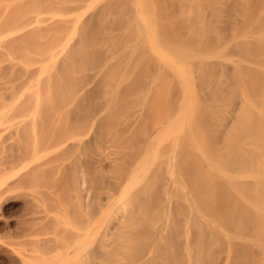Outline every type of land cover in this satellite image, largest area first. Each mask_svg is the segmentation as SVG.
Returning a JSON list of instances; mask_svg holds the SVG:
<instances>
[{
    "label": "bare ground",
    "instance_id": "6f19581e",
    "mask_svg": "<svg viewBox=\"0 0 264 264\" xmlns=\"http://www.w3.org/2000/svg\"><path fill=\"white\" fill-rule=\"evenodd\" d=\"M161 1L126 0L131 17L119 28L132 29L131 44L124 40L117 53L104 47L112 54L101 59L100 5L115 8L117 0H85L72 11L65 9L74 1L0 0V183L46 168L70 183L63 197L53 194L58 208L51 210L30 185L32 198L45 203L32 213L34 224L51 222L53 229L30 234V255H16L20 264H166L177 252L182 264H212L216 250L220 264H264V0H177L183 6L174 19L187 23L192 45L162 33ZM113 14V21L122 15ZM138 51L157 70L144 80L139 101L128 100L139 108L122 120L114 109ZM108 66L104 81L114 84L96 101L94 87ZM81 74L87 81L79 87L64 83ZM173 89L175 99L165 100ZM146 97L168 104L156 100L167 107L153 122L151 116L152 133L141 134L134 149L126 136L152 107ZM108 114L126 124L120 128L127 135L112 119L103 143ZM44 125L51 135L69 130L52 141L43 138ZM5 145L19 147L9 155ZM44 241L53 245L48 254L38 246ZM243 247L249 262H241Z\"/></svg>",
    "mask_w": 264,
    "mask_h": 264
},
{
    "label": "rangeland",
    "instance_id": "374dc122",
    "mask_svg": "<svg viewBox=\"0 0 264 264\" xmlns=\"http://www.w3.org/2000/svg\"><path fill=\"white\" fill-rule=\"evenodd\" d=\"M71 1H74L73 3L71 2ZM85 0H66V2L67 3H69L70 4V2L72 3V7H66V9H65V11H72V10H74V9H76L77 7L76 6H79L81 3H83ZM180 1H182V0H180ZM177 2V3H176ZM42 3V2H41ZM161 4H160V7H161V10H160V12H158L159 13V16H160V18H162V16H163V19H165L164 21L162 20V27H161V25H160V28L163 30L162 31V33L163 34H165L166 35V37H173L174 35L175 36H177V37H180L183 41H184V39H185V41H186V45H192V42H194V40L192 39L193 37H192V35H191V37H190V39L188 38L189 36L186 34L187 33V28H189V26H187V23H184V22H181V20L180 19H177L178 17H177V13H178V11H179V9H180V7L182 8V4L180 5V3L176 0H162L161 2H160ZM179 3V4H178ZM43 4V3H42ZM73 4H75L74 5V9H72L73 8ZM107 3L105 2L104 4L102 3V5H100L101 6V11H102V14H103V16L101 15V17H99V19H97V20H100V21H103V22H97L98 24H99V27H100V29L99 28H96L95 30L97 31V29L99 30V32L98 33H96L97 34V36H98V34H99V36L97 37L96 36V39H98L97 41H98V43H99V41L101 42L100 43V45H102V50H105V51H103L101 54H100V57L102 56L103 58L105 57V59H107V57L110 55V54H112V52L111 51H113V53H114V51H115V53H117V51L119 52V51H121V49L124 47V45H130L131 44V39H128V38H132V36H130L131 34H130V32L132 33V29H129L130 30V32L129 33H124L125 35H127L128 34V36L129 37H125V36H123L122 37V35H124V34H122V30H121V28L122 29H124L123 28V26L124 27H126L127 25H128V23H126L127 22V20H125V18L126 19H129L127 16H129L130 14H131V12H130V9H129V11H128V3H126V0H117V2H115V5H119V6H115V8H112V6H114V4H112V5H110V6H107L106 5ZM47 6V5H46ZM123 6V7H122ZM191 6H193V5H191L190 4V7ZM57 7V5H53L52 6V8H56ZM105 7V8H104ZM117 7H119V8H117ZM184 8H185V5H184ZM189 8V7H188ZM195 7L193 6V8L192 9H194ZM122 9V10H121ZM124 9V10H123ZM104 10V11H103ZM112 10H113V12H112ZM190 10V9H189ZM100 11V12H101ZM112 12V13H111ZM114 12H119V14H122V15H120V18L118 19V16H116L117 18L113 21V18L112 19H110V17H114L115 15L113 14ZM127 12V13H126ZM175 13H176V17L177 18H175L174 19V16H175ZM113 14V16H111ZM126 14V15H125ZM174 14V15H173ZM106 15V16H105ZM169 15V16H168ZM98 16H100V15H98ZM109 16V17H108ZM122 16V17H121ZM108 17V18H107ZM125 17V18H124ZM129 17H131V16H129ZM165 17V18H164ZM104 18H106V19H104ZM124 19V20H123ZM172 19V20H171ZM106 20V21H105ZM112 20V21H111ZM178 20V21H177ZM111 23H110V22ZM129 21H130V19H129ZM128 21V22H129ZM167 21V22H166ZM173 21H175V22H173ZM105 22V23H104ZM96 23V24H97ZM101 23H103V24H101ZM165 23V24H164ZM97 24V25H98ZM105 24V25H104ZM127 24V25H126ZM164 24V25H163ZM185 24V26H183ZM97 25H96V27H97ZM106 25L107 26H109V27H111V29L109 28V27H106ZM189 25V24H188ZM190 25H192V22L190 23ZM104 26L106 27V28H104ZM164 26V27H163ZM119 27H121V28H119ZM129 27H130V25H129ZM128 27V28H129ZM104 28V29H103ZM113 28H114V30H113ZM116 28V29H115ZM128 28L126 29V31L128 30ZM171 28H174V29H171ZM102 29V30H101ZM105 30V31H104ZM109 31V33H108V31ZM128 30V31H129ZM172 30H175V31H172ZM118 31H120V32H118ZM127 31V32H128ZM115 32V33H114ZM120 33V34H119ZM112 34H114V35H112ZM115 34H116V36H115ZM111 35V36H110ZM183 35H184V38H183ZM114 36H115V38L117 39V40H115L114 39ZM174 36V37H175ZM182 36V37H181ZM109 37H111L110 38V40L113 42L114 40V43H113V45L115 46H113V45H110V43H111V41L109 40ZM108 38V39H107ZM120 38V39H119ZM124 38V39H123ZM176 38V37H175ZM95 39V40H96ZM108 40V41H107ZM126 41V43H125V41ZM189 40V41H188ZM193 40V41H192ZM123 41V42H122ZM110 42V43H109ZM105 43V44H104ZM107 43V44H106ZM117 43H118V46H117ZM120 43V44H119ZM125 43V44H124ZM112 44V43H111ZM124 44V45H123ZM104 45V46H103ZM107 45V46H106ZM109 45V46H108ZM122 45H123V47H122ZM107 48V47H109L110 49L112 48L113 50H111L110 52L108 51V50H106L105 48ZM118 48V49H117ZM116 49V50H115ZM141 50V49H140ZM137 54L139 55V56H141V59L139 58L138 59V63L136 64V68H138V69H136L135 68V71H134V73H133V76L132 77H130L129 79V81L126 83V84H124V85H122L121 86V88L119 89L121 92H119L118 93V95H119V100H118V105L116 106V108L114 109L115 110V112H116V110H118V108H119V112H117L118 114V116L117 117H119V115H125L124 113H127L128 111H131L132 113H133V111H132V109L133 110H135L137 107L139 108V106L137 105V107L135 108V102L136 101H139V96L142 94V92H141V90L140 89H142L141 87L143 86V84L145 83V79L147 80V77L148 76H150L152 73H154L156 70H157V66L153 63V62H151L150 60H145L144 58H143V55H140V54H142V52L141 51H138L137 52ZM137 55V56H138ZM102 57H101V59H102ZM120 60V59H119ZM144 60H145V62H144ZM140 61V62H139ZM142 61V62H141ZM117 62V60L115 61V63ZM147 62V63H146ZM120 63H122L123 64V66L122 65H117V66H119L120 68H122V67H124V63H123V61L121 60L120 61ZM133 64H135V63H133ZM113 65H115V64H113ZM109 66H111V65H109ZM109 66L105 69V71H103V72H105V73H103L102 74V77H101V75H100V77L102 78L101 79V83H99L98 84V86H96L95 85V87H94V90H95V92L93 93V95L95 96V98H96V96H98V98H99V100H100V97H102L101 99L103 100L104 99V97L103 96H101L102 94H106L108 91L107 90H109L110 88L109 87H112V86H110V83H111V81H110V83H109V85H108V82L109 81H104L107 77L109 78V71H110V69H108L109 68ZM119 67H118V70H120L119 69ZM123 69V68H122ZM138 70H140L139 72H138ZM112 71H113V73H112V76H113V74L114 73H116V72H114V71H117V68L115 69V70H113L112 69ZM7 72H9V71H7ZM119 72V71H118ZM135 72H137V73H135ZM144 72V73H143ZM22 75H23V73H21ZM108 74V75H107ZM8 75V73H5V77H3V79H5L6 81H7V79H12V78H9L11 75H10V73H9V77L7 76ZM107 75V77L106 78H104L105 76ZM116 75V74H115ZM114 75V76H115ZM143 75V76H142ZM13 76V75H12ZM78 76V78L79 79H76L75 77L72 79L71 78V82L68 84V81H67V83H66V81H65V79H64V83L68 86V85H72V86H76V87H79V85H82V84H80V83H82L83 82V84L87 81V79L85 80V81H82L83 79H82V77H83V75L81 74V75H76V77ZM104 76V77H103ZM113 76V78L115 79V77ZM14 77V76H13ZM65 77V76H64ZM85 77V76H84ZM83 77V78H84ZM100 77H98L97 79H98V81L97 82H99V78ZM20 78H22L21 76H20ZM70 78V77H69ZM22 79H24V77L22 78ZM68 79V78H67ZM74 79H76L77 81H75ZM81 79V80H80ZM114 79H111V77H110V79L109 80H114ZM69 80V79H68ZM70 81V80H69ZM82 81V82H81ZM140 84H138L137 82ZM73 82V83H72ZM96 82V83H97ZM107 82V83H106ZM131 82V84H129ZM104 84L106 85V86H104ZM111 84H114V83H111ZM97 87V89H95ZM107 88V89H106ZM104 90V91H103ZM106 90V91H105ZM174 90V89H173ZM131 91V92H130ZM171 92H172V90H170ZM169 91V92H170ZM175 91V90H174ZM172 92V95H171V93H169L168 92V94H170V95H168L167 94V99H165V100H167V101H170L169 99H175V97H176V91L175 92ZM104 92H106V93H104ZM130 92V93H129ZM92 95V97H94ZM105 96V95H104ZM132 97H135L136 98V101L134 102V100H132V99H135V98H132ZM169 97H171V98H169ZM174 97V98H173ZM139 98V99H138ZM97 99V98H96ZM158 98H155V99H152V97H146V101L147 100H149L151 103H152V107L154 108H150V110H149V106H148V110L145 108V110H144V114L142 115V116H140V117H142V119L140 120V118H139V120H137L138 122L136 123L137 124V127L136 126H133L132 127V129L133 130H135V131H132L133 133H128V135H127V132L125 131L126 130V127H125V130H123V126H125V125H123V123H122V121H120V117H122L121 119L122 120H124V118L126 117V116H129L128 114L129 113H131V112H128L125 116H124V118H123V115L122 116H120L119 118H115V120L117 121V120H119V122H114V118H112V117H110V116H112L113 115V117L114 116H116L115 114L116 113H114V110L111 112L112 113V115H109L108 114V117H107V119L109 118V119H111V120H105V122H103V128L105 129L107 126H109V127H111L114 123H115V125H117V127H119V130H121V134H123V133H125L126 132V134H124L126 137H132L131 139L128 137L127 139H129L128 140V142H127V139L126 138H124V136H121V138L120 139H122V138H124V140L126 141V143L124 142V141H122V142H124L125 144H126V146H129V145H127V143L128 144H130V146H132L134 149H136L137 147H139L138 145H140V144H138V143H136V141H139V143H142V141L144 140V138L143 139H141V134L144 136V134H145V136H146V134L147 135H149L150 134V132L152 133V125H154L153 123H151V122H153L154 121V117L153 116H156V118L155 119H157V115H158V113L160 112V111H162L163 109H164V107H163V105H165V107H167V101H164V103L166 102L167 104H163L162 105V107H161V104H158V102H160V103H163V101L162 100H157ZM131 100V101H133V103H131V102H129V101ZM158 102H157V101ZM96 101H98V99L96 100ZM101 101V100H100ZM127 101V102H126ZM145 101V102H146ZM137 103V102H136ZM169 103H173V101L172 102H169ZM127 104V105H126ZM125 105V106H124ZM129 105V106H128ZM119 106V107H118ZM121 106L123 107V108H125L124 110L125 111H122V109L123 108H121ZM128 106V107H127ZM134 107V108H133ZM132 108V109H131ZM156 108V109H155ZM128 109V110H127ZM131 109V110H130ZM127 111V112H126ZM148 111H150V115H145V113L147 114H149V112ZM121 112V113H120ZM120 113V114H119ZM131 115V114H130ZM143 116L145 117V118H143ZM153 118H152V117ZM130 117V116H129ZM129 117H127V118H129ZM150 118H152L151 119V122H150ZM112 119H113V122L110 124V121H112ZM106 121H108L109 122V125L107 124V122ZM121 123V126H118V124H120ZM48 124V123H47ZM49 125V124H48ZM63 126H64V124H62ZM66 125V124H65ZM114 125V126H115ZM51 126H53V125H51ZM63 126H61V127H63ZM45 129H44V128ZM42 128V133H43V138L45 139V138H49L50 140H51V138H52V141H55V140H53V138L54 139H63V137L65 136V134L67 133L66 131H68V130H66L64 127L63 128H59L61 131H63L64 129L66 130H64V132L62 133L61 131V133L63 134V135H54L56 132H54V134H53V132H51L52 133V135L51 134H48V133H46V131L48 130V129H46V128H48L47 127V125H44ZM55 127V126H54ZM57 127V126H56ZM56 127L54 128V130L56 129ZM66 127V126H65ZM120 127H123V128H120ZM136 127V128H135ZM112 128V127H111ZM59 129H56L57 130V132L59 133ZM63 129V130H62ZM128 129V128H127ZM131 128H129V130H130ZM131 129V130H132ZM106 130V129H105ZM108 130V129H107ZM107 130H106V136H105V138H104V136H103V141H104V139H107L108 140V135H109V131H110V129L108 130V132L109 133H107ZM113 130V129H112ZM111 130V131H112ZM131 130H130V132H131ZM151 130V131H150ZM50 131H52L51 129H50ZM125 131V132H124ZM24 132V131H23ZM48 132V131H47ZM104 133H105V131H103ZM129 132V131H128ZM60 133V134H61ZM103 133V134H104ZM119 133V132H118ZM120 134V135H121ZM131 136H130V135ZM133 134V135H132ZM140 134V135H139ZM46 135V136H45ZM54 135V136H53ZM119 135V136H120ZM21 136L22 137H24L25 138V132L24 133H21V135H20V138H21ZM50 136V137H49ZM134 136H135V138H134ZM142 136V137H143ZM48 138H47V140H48ZM139 138V139H138ZM22 139V140H21ZM20 140L23 142L24 141V139L23 138H21ZM60 139V140H61ZM136 139V140H135ZM47 140L45 141V142H47ZM123 140V139H122ZM19 141V140H18ZM20 141V142H21ZM56 141H59V140H56ZM13 142V141H12ZM10 143V144H13V143ZM17 142V141H16ZM21 142V143H22ZM21 143H19L18 145L20 146V144ZM24 143H25V141H24ZM24 143H22V144H24ZM48 143H49V141H48ZM53 143V142H52ZM103 143H106L105 141L103 142ZM9 144V143H8ZM8 144H6V145H8ZM22 144H21V146H22ZM138 144V145H137ZM5 145V149H4V151H6V153H8L9 155L11 154V152H14L19 146H14L13 145V147L11 148L10 146H12V145H9V147H7ZM26 144H24V146H25ZM137 146V147H136ZM23 147V146H22ZM132 147H129V148H132ZM8 148H10V149H12L11 150V152H8V150L10 151V149H8ZM128 148V147H127ZM132 148V149H133ZM14 149V150H13ZM21 149H23V148H21ZM16 153V152H15ZM20 153H22V152H20ZM7 154V156H9ZM49 170V171H48ZM51 171V169H41V170H38V171H34V172H31V173H28V174H22L21 176H20V178L19 179H15V181L13 180V181H8V182H6V183H3V184H1L0 183V186H2V187H4V188H1L2 189V192H1V190H0V202L2 201V207H0V264H20L19 262L21 261V258H18V257H16V255L18 256H20V254H29L30 255V252L28 251L29 249L31 250V248H30V246H31V244L30 245H28V243H29V241H27L28 240V237L30 236V234H32V233H34V232H40V233H47V231L48 232H50V231H52V230H50L51 228L53 229V225H50V224H48V223H51V222H43V223H41V224H34L35 222H34V220H32L33 218V215L35 214H32L33 212H36V208L38 209V206H37V204L38 205H40V204H44L45 205V203L43 202L42 203V199H41V197H44L43 198V200L44 201H46L47 203H46V205L45 206H47V204H48V208L50 207V206H53V204H55V198L53 197V194L55 193H58V191H59V193H62V197H63V194H65V191L66 190H68L69 188H70V183H69V180L65 177L64 178V176H60V175H56L55 173H54V171L52 170L51 172H53V175H52V173L50 172ZM37 172H40V173H37ZM44 172V173H43ZM48 172V173H47ZM50 172V173H49ZM31 174V175H30ZM37 174V175H36ZM55 174V175H54ZM36 175V176H35ZM40 175H42L41 177H40ZM55 176V177H54ZM58 176H60V177H58ZM35 177V178H34ZM39 177V179H37ZM61 177H63L64 179H60ZM43 178V179H42ZM59 178V179H58ZM33 179V180H32ZM37 181H36V180ZM50 179H54V180H56V182L54 183V181L53 180H51V181H53V182H51L50 181ZM19 180V181H18ZM47 180H49L50 181V183H49V181H47ZM34 181V182H33ZM13 182L15 183V182H19V185L18 186H20L19 188L21 189H25V193H26V195H27V197H26V195H24L22 192H23V190H20L19 188V190H20V193L18 192V190L15 188V187H13L14 185H13ZM32 182V183H31ZM37 182V183H36ZM52 183V184H51ZM8 184V186H9V188L10 187H13V188H11V189H8V190H6L7 188H8V186H6ZM3 185H5V186H3ZM30 185H31V187L32 186H34L35 188H37L36 190L37 191H41V192H46V191H48V192H50L51 194H52V197L53 198H51V197H48L49 195L51 196V194L49 193L48 194V192H46L47 194H48V196H46L44 193H42L41 194V192H40V195H41V197H40V199H41V202H40V200H38L37 198H39L38 197V194L36 195V200H34L33 198H32V195H31V190H29V189H31L30 188ZM40 187H39V186ZM52 185V186H51ZM69 186V188L67 189V187ZM26 186H28V187H26ZM67 186V187H66ZM26 188H28V189H26ZM6 190V191H4V190ZM13 189H16L15 191H17V193L13 190ZM34 189V188H33ZM46 190V191H44V190ZM13 192V194H12V192ZM14 192H15V194H17V195H15L14 194ZM37 193H39V192H37ZM39 195V196H40ZM66 195V194H65ZM31 200H30V199ZM52 199H54V201L52 200ZM30 202H29V201ZM28 201V202H27ZM36 201H37V203H36ZM33 202V203H32ZM65 202H67V204H68V206H71V207H73L75 204H74V202L73 201H71V200H69V199H65L64 200V202L63 203H65ZM1 204V203H0ZM58 204V203H57ZM67 204H65V207L67 206ZM37 206V207H35V206ZM50 205V206H49ZM56 205V204H55ZM61 205H62V203H61ZM67 206V207H68ZM56 207V206H55ZM54 206L53 207H50V209L49 210H51V209H53V208H55ZM64 207V206H63ZM56 208H58V205H57V207ZM40 209V208H39ZM38 211V210H37ZM52 226V227H51ZM28 242V243H27ZM48 243H49V245H48ZM39 247H40V249L42 248V251H43V253H47L48 254V251H50L51 249V247H53V245H52V243H50V242H46V241H44V242H42L40 245H38ZM48 246H50V247H48ZM36 247V246H35ZM48 247V251L46 250V248ZM23 248H24V251H23ZM22 251V253H21V251ZM27 249V252H25V250ZM37 249H38V247H37ZM39 250V249H38ZM18 251H20L19 253H18ZM177 251V250H176ZM175 251V252H176ZM217 251V250H216ZM216 251H214V252H212V254L210 255V258L212 259V261H214L215 263H212V264H220V260L218 261V259H219V257H220V251L218 250L217 252V254H215V252ZM177 254V256H175V253H174V255L172 256L173 257V259H170L171 261H173V263L176 261L177 262V264L179 263H181L180 262V260L183 262V260L181 259V258H179L178 256L180 255L178 252L176 253ZM242 257H241V262H247L248 260H247V255H249V253L244 249V247H243V249H242ZM27 255H24V256H27ZM217 255H219V256H217ZM22 256V255H21ZM20 256V257H21ZM24 256H22V258L24 257ZM171 256H169L168 255V259L171 257ZM217 256V257H216ZM24 258H27V257H24ZM166 258V259H167ZM18 259V260H17ZM180 259V260H179ZM20 260V261H19ZM169 261V260H168ZM168 261L166 262V264H172V262L170 261V263H168ZM211 261V262H212ZM175 262V263H176ZM249 262V261H248ZM174 263V264H175ZM22 264V263H21ZM182 264V263H181ZM247 264V263H246Z\"/></svg>",
    "mask_w": 264,
    "mask_h": 264
}]
</instances>
